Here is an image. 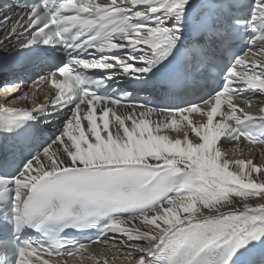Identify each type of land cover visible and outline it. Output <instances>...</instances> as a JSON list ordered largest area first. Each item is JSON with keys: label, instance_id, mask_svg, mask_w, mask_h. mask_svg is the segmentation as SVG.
<instances>
[{"label": "bare ground", "instance_id": "1", "mask_svg": "<svg viewBox=\"0 0 264 264\" xmlns=\"http://www.w3.org/2000/svg\"><path fill=\"white\" fill-rule=\"evenodd\" d=\"M132 1L135 0H84L96 7L115 3L130 7ZM262 1L258 13L264 17ZM19 15L16 10L10 12L0 7V39L20 24ZM130 40L131 44L143 41L135 36ZM10 42L14 43L15 39ZM247 62L254 73L243 75L260 79L264 75V42L256 43ZM4 96H0V103ZM255 96H258L255 103L241 105L240 116H264V91ZM16 107L11 103L0 106V116L4 109ZM167 118L147 109L119 110L114 113L111 131H105L102 137L86 121L85 137L75 119L70 118L62 134L19 176L23 187L68 168L124 162L182 166L184 172L177 177L174 195L144 215L118 222L113 238L106 242L108 246L103 251L94 248L85 256L91 262L79 264H105L116 249V242L133 247V262L126 264H198L202 249L230 241L250 228L253 232L264 229V148L215 146L212 141L202 144L204 124L199 119L191 122L181 116L178 119L181 123L174 124ZM225 222L226 225L221 224ZM184 225L188 229L215 227L197 236L190 235L192 232L188 230V236L179 233V238L171 236L172 239L164 242L169 233L178 232ZM68 264L78 263L71 260Z\"/></svg>", "mask_w": 264, "mask_h": 264}, {"label": "rangeland", "instance_id": "2", "mask_svg": "<svg viewBox=\"0 0 264 264\" xmlns=\"http://www.w3.org/2000/svg\"><path fill=\"white\" fill-rule=\"evenodd\" d=\"M6 36V35H5ZM230 157H238V156H236V155H232V156H230ZM229 157V158H230ZM257 162L259 161L258 159L256 160ZM228 222H234V221H228ZM226 223L227 222H225V223H221V224H224V225H226ZM185 227H186V229H185ZM215 226L214 225H211V226H194V227H191V228H187V226L186 225H184V226H180V228L178 229V232H177V230H175V232L173 231L172 233L173 234H175V235H173L172 233L170 234H168L167 235V237H166V239H165V241L164 242H166L167 240H169V239H172V237L174 238H179V236L181 235V236H184L185 234V236H188L187 234V231L189 230H191V232L193 233H189L190 235H194V236H197V235H200V234H203V233H206L207 232V230H209L210 228H214ZM217 227H219V226H217ZM181 229V230H180ZM183 229V230H182ZM205 229V230H204ZM180 230V231H179ZM186 230V231H185ZM179 233H181V234H179ZM184 233V234H183ZM172 236V237H171ZM170 237V238H169ZM168 238V239H167ZM118 245H117V247H116V249H113L112 250V256L110 257V258H108V260H105V264H114V262L116 263V264H126V263H131V262H133V252H131V250H133V247H130V246H128V245H125V244H123V243H121V242H116ZM164 244V243H163ZM103 249H105V247H98V249L97 250H102L103 251ZM105 252H106V250H104ZM84 260H85V255L83 256V257H81L80 259H78L77 261H76V263H80V261H81V263L82 262H84ZM101 260H104L103 258H101ZM101 260H99V261H101ZM85 261H87V262H91V260H85ZM112 261V262H111ZM118 261V262H117ZM135 264V263H134Z\"/></svg>", "mask_w": 264, "mask_h": 264}]
</instances>
